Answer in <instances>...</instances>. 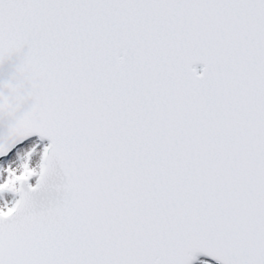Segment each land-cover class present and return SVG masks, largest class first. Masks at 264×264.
<instances>
[{"label": "snow or ice", "instance_id": "1", "mask_svg": "<svg viewBox=\"0 0 264 264\" xmlns=\"http://www.w3.org/2000/svg\"><path fill=\"white\" fill-rule=\"evenodd\" d=\"M0 264H264V0H0Z\"/></svg>", "mask_w": 264, "mask_h": 264}]
</instances>
